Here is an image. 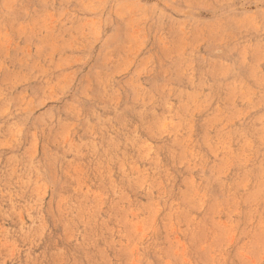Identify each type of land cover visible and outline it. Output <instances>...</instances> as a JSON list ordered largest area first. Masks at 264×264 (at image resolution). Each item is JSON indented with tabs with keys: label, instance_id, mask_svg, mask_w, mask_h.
<instances>
[{
	"label": "rangeland",
	"instance_id": "obj_1",
	"mask_svg": "<svg viewBox=\"0 0 264 264\" xmlns=\"http://www.w3.org/2000/svg\"><path fill=\"white\" fill-rule=\"evenodd\" d=\"M0 264H264V0H0Z\"/></svg>",
	"mask_w": 264,
	"mask_h": 264
}]
</instances>
